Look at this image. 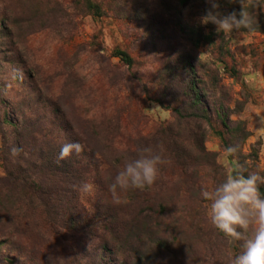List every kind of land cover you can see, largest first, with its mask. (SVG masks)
Wrapping results in <instances>:
<instances>
[{"label": "rangeland", "instance_id": "374dc122", "mask_svg": "<svg viewBox=\"0 0 264 264\" xmlns=\"http://www.w3.org/2000/svg\"><path fill=\"white\" fill-rule=\"evenodd\" d=\"M39 1L41 5L37 0L14 4L24 17L46 14L42 20L52 24L31 40L30 63L32 70L36 69L32 75L38 83L35 88L23 70L5 62L6 55L0 49V115L3 117L7 111L17 127L26 117L37 128L65 138L74 135L63 124L68 122L81 138H89L92 143L100 135H122L118 148L110 153L114 161L119 152L126 156L127 148L159 149L162 145L169 163L161 168L154 185L122 194L121 203L128 209L147 208L139 230L130 229L135 236L142 235V251L152 249L155 240L166 239L175 241L174 245L178 242L177 249L183 255L175 261L165 258L169 264H204V252L209 248L219 253L213 262L231 264L240 251V242L226 238L211 225L208 204L200 192L222 183L229 169L235 172L244 168L245 174L264 175V31L255 32L264 25V15L259 26L253 25L255 31L228 33L221 41L210 37L216 31L214 25L199 23L205 9L203 0L183 4L178 0H89L100 5L101 15L90 10L85 0H59V11L49 16L47 12L53 5ZM218 2L221 9L241 10L238 2ZM253 8L257 13L264 12V0H248L246 11L251 16ZM150 13L159 14L161 24L152 21ZM56 18L59 24H54ZM117 49H126L134 65L121 62L114 55ZM183 58L195 71L189 70L187 76L181 72L174 86L167 85L163 68L171 60L180 70ZM18 71L21 84L15 80ZM215 73L223 94L211 95L199 84L200 99L193 90L184 96L183 78L193 84L195 74L204 81ZM39 86L41 96L37 93ZM53 94L56 100L60 97L58 103L64 112L57 129L47 121L50 104L46 100ZM180 95L182 98L175 101ZM18 106L22 107L16 112ZM210 117L211 128L206 124ZM117 121L122 132L114 129ZM16 131L12 126H3L0 148L3 135L9 138ZM103 145L102 139L98 147ZM229 147L236 149L230 156L225 153ZM135 155L129 153L127 159ZM119 168L103 166L93 170V190L80 193V202L88 214L96 212L97 205L114 204L108 186ZM261 187L264 190V185ZM208 231L215 238L198 234ZM75 238L71 245L56 247L51 234L36 231L5 237L0 240L4 242L0 244V264H95L98 240L94 233ZM41 239H47L45 248L40 249L41 258L28 262L11 252L14 240L29 247V242L40 245Z\"/></svg>", "mask_w": 264, "mask_h": 264}, {"label": "trees", "instance_id": "16d2710c", "mask_svg": "<svg viewBox=\"0 0 264 264\" xmlns=\"http://www.w3.org/2000/svg\"><path fill=\"white\" fill-rule=\"evenodd\" d=\"M17 1L20 0H0V49L2 50L1 53L6 55L5 62L15 65L20 71L23 70L33 80V85L36 88L38 79L35 80L32 75L34 71L36 72V69L32 70L30 63L31 40L37 34L50 28L52 24H47L42 20V17L46 16L44 11H41V14H45L43 16L36 13L32 18L24 17L22 12H17V8L14 7ZM37 1L41 5L40 1ZM41 1L47 5H53V8L48 10L47 16L55 11L57 13L60 9L59 0ZM188 1L191 0H178V3L183 4ZM203 2L205 3V9L208 8L209 5L206 4V0H203ZM85 3L97 15L102 14L99 4L89 0H85ZM221 11L230 13L235 10L221 9ZM252 12L254 13L252 14L255 22L254 26H259L263 22L264 12L260 10L257 13L255 8ZM150 16L152 21L158 20V23L161 24L159 14L150 13ZM59 23V19L56 18L54 24ZM263 31L264 25L255 32L260 33ZM225 35V33L214 31L210 37L222 41ZM114 55L127 66L134 65V60L126 49H117ZM184 61L183 58L179 66L181 67L180 70L174 67L171 60L168 61L169 63L167 62L163 68L166 71L165 83L167 85L174 86L175 79H179L178 76L181 72L187 76V74L190 75L189 70L190 72H192V69L195 71L193 65L188 62L184 63ZM19 74L18 71L15 80H18L21 84L22 80L18 76ZM162 77L164 82V75ZM183 80L182 93L186 97L193 90L196 99H200L202 91L197 87L199 84L207 88L211 95L215 92L223 94L219 76L216 73L211 79L209 76L204 81L201 75L196 76L195 74L193 84L192 80L188 79L187 81L186 77ZM153 84H155L154 81ZM156 84L158 85V83ZM41 89L40 86L37 89L40 96L42 95ZM51 96L53 99L46 100L50 104V117L47 118V121L49 120V125L52 128L57 129L58 120L63 109L58 103L60 97L56 100L54 94ZM182 96L175 97V101H179ZM21 107L18 106L16 112H19ZM26 111H24L25 114ZM206 120V124L211 128L212 117L206 118ZM40 121L41 118L38 119V122ZM63 124L71 132H74V135L69 138H65L64 135H52L46 129L37 128L33 123L30 124L26 117L23 119L22 126L17 127L10 120L7 111H5L3 117L0 115V133L3 132L4 125L12 126L17 130L15 135H9V138L7 135H3L4 139L0 148V167L2 171L0 176V240L5 237H21L36 231L45 235L51 234L54 245L60 247V245H71L73 239H76L75 235L92 232L98 240V246L95 249V264L105 262L112 264H145L146 262L149 264L151 262L152 264H169L165 258L168 257L173 261L182 258L183 255L177 249L179 247L177 238L176 246L174 245L175 241L160 239L153 242L154 247L148 252L142 251V235L135 236L134 231L130 229L139 230L138 226L143 219L141 216H146L147 208L142 207L133 210L128 209L127 205L123 203L118 205L109 203L104 206L97 205L96 212L92 214H88L83 209L78 188L83 182L94 183L93 170L103 166L121 167L128 154H136L137 150L127 148L125 150L126 156L123 152H119L114 161L110 153L111 150L118 148L117 142H120L122 135H100L98 141L92 143L89 138H81L68 122ZM114 129L122 132V127L118 121L114 125ZM102 139L106 145L98 147V143ZM69 142L80 143L83 146L82 152L79 154L73 153L66 160H59L61 147ZM13 148L19 149L15 155L12 152ZM261 191L264 192L262 187ZM198 234L202 238L209 236L215 238L209 231L208 234ZM40 242L41 244L38 246L35 243L31 245V242H29L27 244L29 247H26L22 241L14 240L10 249L13 254H19L20 257L29 262L32 259L41 258L40 249L45 248L47 239L44 241L41 239ZM0 244H4V242L0 241ZM33 252L36 255H33ZM204 253L206 255L204 264H218L212 261V259L219 258V253H216V250L213 251V248H209Z\"/></svg>", "mask_w": 264, "mask_h": 264}, {"label": "clouds", "instance_id": "9594fccd", "mask_svg": "<svg viewBox=\"0 0 264 264\" xmlns=\"http://www.w3.org/2000/svg\"><path fill=\"white\" fill-rule=\"evenodd\" d=\"M231 2H238L241 10L225 13L218 0H207L209 7L199 17V23L214 25L217 33L251 31L254 21L246 11L248 0ZM82 150L83 146L78 142L65 143L58 159L66 160ZM18 151L13 148V155ZM163 151L162 145L159 149L145 146L123 162L108 186L114 204L122 202L123 193L145 190L154 185L161 168L169 163ZM235 151L229 147L225 153L230 156ZM246 172L244 168L235 172L229 169L222 183L212 189H202L200 197L208 204L207 216L211 225L226 238L240 242V251L231 259V264H264V192L261 191L264 175ZM78 190L87 194L93 190V185L83 182Z\"/></svg>", "mask_w": 264, "mask_h": 264}]
</instances>
